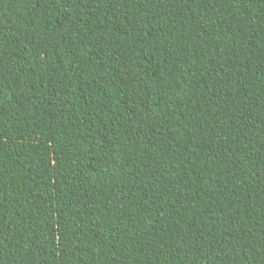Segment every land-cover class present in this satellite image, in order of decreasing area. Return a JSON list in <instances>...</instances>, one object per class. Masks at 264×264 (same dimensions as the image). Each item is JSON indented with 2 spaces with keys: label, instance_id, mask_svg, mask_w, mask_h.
Listing matches in <instances>:
<instances>
[{
  "label": "trees",
  "instance_id": "obj_1",
  "mask_svg": "<svg viewBox=\"0 0 264 264\" xmlns=\"http://www.w3.org/2000/svg\"><path fill=\"white\" fill-rule=\"evenodd\" d=\"M0 264H264V0H0Z\"/></svg>",
  "mask_w": 264,
  "mask_h": 264
}]
</instances>
